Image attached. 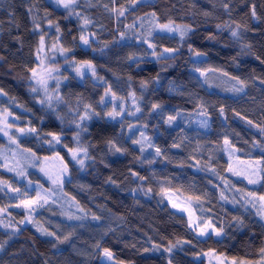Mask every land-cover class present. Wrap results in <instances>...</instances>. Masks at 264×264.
I'll use <instances>...</instances> for the list:
<instances>
[{
    "label": "trees",
    "instance_id": "1",
    "mask_svg": "<svg viewBox=\"0 0 264 264\" xmlns=\"http://www.w3.org/2000/svg\"><path fill=\"white\" fill-rule=\"evenodd\" d=\"M113 8L126 11L119 16ZM170 21L192 30L181 40L178 32L157 27ZM41 37L48 71L65 81L63 99L95 117L86 125L83 167L68 156L71 134L28 93ZM85 61L95 76L93 69L77 74ZM237 80L245 84L242 91ZM262 81L264 0H76L71 11L56 0H0V112L26 134L15 143L0 137V148L20 158L26 182L46 190L51 186L41 161L57 157L67 166L53 191L71 212L49 203L31 211L34 226L25 225L26 211L4 197L15 175L0 169V209L8 226L0 231V264H101L104 249L118 264H204L195 259L209 253L258 262L264 225L246 203L264 196V175L254 184L233 176L225 152L264 167ZM130 95L139 101L136 119L107 115ZM153 104L161 107L154 111ZM200 115L205 128L191 121ZM169 116L175 119L166 123ZM133 127L143 130L151 150L133 143ZM166 193L193 201L198 225L210 223L220 235L198 239L167 205Z\"/></svg>",
    "mask_w": 264,
    "mask_h": 264
},
{
    "label": "rangeland",
    "instance_id": "2",
    "mask_svg": "<svg viewBox=\"0 0 264 264\" xmlns=\"http://www.w3.org/2000/svg\"><path fill=\"white\" fill-rule=\"evenodd\" d=\"M166 33H176V32H168ZM50 57V56H49ZM49 60L48 58V49L45 45V42L39 43L36 61H37V70L36 77H32L31 80L28 82V93L29 96L33 99V102L41 109L42 113L51 119H53L61 128L71 134V139L74 142L73 149H84V137L86 136V125L92 119L95 118L94 115L84 106H80L77 104H70L67 100H64L61 91L62 87L65 85V81L59 76V74L53 73L48 71L46 67V63ZM79 71L81 74H87L91 71L90 68L87 66H78ZM39 79H46L47 80V87H41L40 84L36 83L35 80ZM32 88H36L35 92L32 91ZM42 101V102H38ZM139 101L134 95H130L127 99V102L120 104L119 106L113 105V110L116 112H120L121 115L126 114L127 117L131 120L136 119L139 115V111H137L139 107ZM7 117L6 113L2 114L0 112V118ZM81 117H87L86 119H81ZM206 118L202 117L201 115L198 118L194 117L191 121L194 122L195 126L198 128H205L201 127V123L205 121ZM190 121V122H191ZM81 125L80 128L77 125ZM0 128H3V124L0 123ZM9 132V135L12 136L15 142L26 136L25 133L20 132L16 129L7 128L5 129ZM143 130L140 128L133 127L131 129V137L133 140L140 141L137 143L139 147L143 144L144 150H151L149 143L145 138V135H141ZM0 137L4 138L8 141V137L3 135V132H0ZM11 142V141H10ZM53 142L56 145H60L55 140ZM264 151V150H263ZM71 161L77 166L80 167L81 165L76 162V160L72 159V152H67ZM226 158L229 162V172L237 177L241 178L245 181H249V179H256L261 173H264V167L261 166L260 162H253V161H245L241 162L237 159L234 152L228 150L225 152ZM79 158L83 159L85 163V155L84 152H80ZM0 169L13 173L15 175V184L9 186L12 190L6 189L7 194H5L6 202L13 207H17L16 205L21 204L22 201L25 200H35L37 197V193L40 192L44 195L47 199V203H44L43 200L39 202L38 205H33V210H36L38 207L47 205L49 203L59 204L61 207L65 208V211H69L66 209L64 203L66 202L62 197H60L56 192L53 191V188L56 186L61 185V180L64 182L66 175L63 174L64 166L61 161L57 157H52L49 159L42 160L40 163V172L42 175L48 180L51 189L41 188L40 186L35 184H30L25 181V174L22 164L20 162V158L17 157L15 154L10 153L7 148H0ZM11 169V170H9ZM52 179H49V177ZM59 178V179H57ZM57 179V183L53 184L52 180ZM249 183V182H248ZM250 184V183H249ZM254 184V183H252ZM18 190V191H16ZM165 201L170 209L186 218L188 222V227L190 221L193 222V227H189V229L194 233V235L200 239L204 240L209 236H217L216 231H213L212 226L210 223H206L202 226L198 225V220L195 211V204L190 199L183 198L179 195L173 193H166L164 195ZM171 201L172 203H169ZM175 204L176 207L172 205ZM255 205V206H253ZM246 206L253 210L257 219L264 225V201L257 199V200H250L246 203ZM26 211V215L29 214V209L23 207ZM186 209V210H185ZM32 211V210H31ZM70 212V211H69ZM71 213V212H70ZM31 223L28 222V219L24 221L25 225H33V216L31 213ZM34 226V225H33ZM6 226V222L2 220V214L0 212V231L3 230ZM207 227L206 234L201 236L199 235L200 231L205 230ZM200 261L204 262V264H264V254L262 255L261 259L256 263H245L239 261L228 260L222 256H216L214 254H205L195 259L196 263ZM101 264H112V262L107 261L106 258L103 256V252L101 253L100 257ZM118 264V263H116Z\"/></svg>",
    "mask_w": 264,
    "mask_h": 264
},
{
    "label": "snow or ice",
    "instance_id": "3",
    "mask_svg": "<svg viewBox=\"0 0 264 264\" xmlns=\"http://www.w3.org/2000/svg\"><path fill=\"white\" fill-rule=\"evenodd\" d=\"M56 3L58 5H60L61 7L65 8V9H68L69 11H71L73 5L76 4V0H56ZM224 7H225V9H227L228 8V5L225 4ZM112 11H114V12L118 11V15L119 16H122L124 14V11H126V9L117 10V9L113 8ZM152 15L155 16V13H153ZM252 16H253V18L256 17V12H255V8L254 7L252 9ZM85 23H88V21L85 20ZM157 27H159L161 30L168 31V32H178L179 35H180V39L181 40H183L185 38V36L187 35V33L192 30L191 28H189L187 26H185L184 28H181L180 26L173 27L171 21L168 24H159V25H157ZM237 27H239V25ZM57 31H59V28H57ZM231 34H232L233 37H237V32L236 31H232ZM81 41L85 45H89L88 39L85 36H83V35L81 36ZM144 42L147 43V41H144ZM41 43H43V37H41ZM149 47L151 48V47H153V45L149 43ZM190 50H191V48H190ZM177 51H178V49H165V52H168L169 54H173V53H175ZM153 54L155 55V53H153ZM197 55H201V54L200 53H197ZM85 64L87 65L88 68L93 69V66L89 62L85 61ZM208 71H215V69H209ZM77 74L80 75L79 69H77ZM200 74H201V76H204L205 75V72L204 71H201ZM93 75L95 76L94 69H93ZM224 75H227V74L224 73ZM33 77L34 78L36 77L35 70H33ZM35 82L38 83V84H40V86L43 87V88H45V90H46V87H47V80L46 79L35 80ZM262 83H264V81H262ZM237 84H239L240 87L237 88L236 91H242L243 88L245 87L244 82H242L240 80H237ZM36 90H37L36 88H32V91L33 92H35ZM2 94H3V92H2V90H0V95H2ZM107 94H108V91L106 90V95ZM113 98H115V97H113ZM101 101H102V103H106L105 97H101ZM38 102H42V101H38ZM160 107L161 106L158 105V104H153L152 105V108H153L154 111L156 109L160 108ZM137 111H139V109H137ZM119 114H120L119 112H116L114 110L113 112H110L107 115H109L110 117H112L113 119H115V117L118 116ZM204 114L206 115V113H204ZM220 114H221V116L224 115V109L223 108L220 109ZM86 118L87 117H81L82 120L83 119H86ZM243 118L244 117H241V119H243ZM174 119H175L174 116H169L168 119H167V121H166V123H170ZM247 122L249 124H252L253 127H256V125L253 124V122L251 120H249ZM0 123L3 124V128H0V132H3V135L6 136V137H8V139L12 143H15V140H13L12 136L9 135V132L5 130L7 128H11V124L6 119V116L3 117V118H0ZM77 127L80 128L81 125L78 124ZM201 127H207V120H205V121H203L201 123ZM20 131H23V130L21 129ZM30 131H35V129H31ZM260 131H261L262 134H264V127H261L260 128ZM49 135H52L53 136V140H55L57 143L60 142L59 141V138L57 136H55L54 134L49 133ZM141 135H143V133ZM144 139H147V137H145ZM133 143H140V141L134 140ZM224 143L226 145L229 144V141L227 140V138L225 139ZM109 144H110L111 147L115 148V150L117 152L122 151L120 148L116 147V145L113 144L111 141H109ZM174 146H176V145H174ZM143 150H144L143 144H141V151H143ZM262 150H264V148H262ZM70 151L72 152V159L73 160H76V162L78 164H80L81 167H83L84 161H83V159H80L79 158V154H80V152H84V155L86 156L87 155L86 149H79L78 148V149H71ZM156 152H157V155H161L162 154L160 149H156ZM9 170H11V169H9ZM63 174H65V175L67 174V166L64 167ZM261 174L264 175V173H261ZM133 175H135V173H133ZM49 179H52V177L50 176ZM57 179H59V178H57ZM57 179H53L52 180L53 184H56L57 183ZM141 179H143V177H141ZM60 182H61V184L63 183L62 180ZM248 182L250 184H252V183H256L257 180L256 179H249ZM9 190L11 191L12 189L9 187ZM16 191H18V190H16ZM259 199L262 200V201H264V196L259 197ZM41 200H43L44 203H47L46 197L44 195H42L40 192H38L37 193V197H36V199L34 201L33 200H25V201H22L21 204H18L16 206L17 207H25V208L29 209V214L26 217V219H28V222L31 223L32 222L31 221V210H33V205H38ZM169 203H172V202L169 201ZM172 206L173 207H176L175 204H173ZM253 206H255V205H253ZM3 211H4V209H0V212H3ZM94 219H95V217H94ZM22 223H23V221H22ZM189 227L190 228L193 227V222L190 221ZM207 227H211V225H208ZM207 227L205 228V230L200 231L199 232V235H201V236L205 235L206 234ZM37 230L40 231L42 235H49V236L53 235L50 232H46L42 227H38ZM213 231L215 232V229H213ZM216 235H220V233L219 232H216ZM64 239L66 240V239H68V237H65ZM97 246H99V245H97ZM172 247L173 246H170L167 249V251L171 252V248ZM262 252H264V249H262ZM103 256L106 258L107 261L112 262V264H116L114 255H113V253L109 249H104L103 250Z\"/></svg>",
    "mask_w": 264,
    "mask_h": 264
}]
</instances>
